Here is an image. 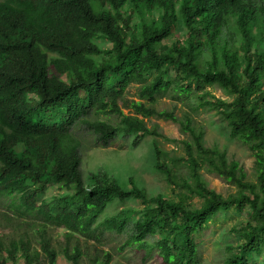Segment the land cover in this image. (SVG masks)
I'll return each mask as SVG.
<instances>
[{"label": "trees", "instance_id": "obj_1", "mask_svg": "<svg viewBox=\"0 0 264 264\" xmlns=\"http://www.w3.org/2000/svg\"><path fill=\"white\" fill-rule=\"evenodd\" d=\"M157 12V15L154 14ZM151 14V18L147 15ZM140 18L135 29L134 16ZM235 17L242 40L238 48L221 45L224 29ZM186 36L162 45L177 29ZM111 43L108 49L99 40ZM212 54L200 65L203 52ZM140 95L155 101L197 94V107L221 113L232 138L254 157L255 181L225 151L204 144V131L182 122L190 140L185 155L170 160L155 151L156 170L182 190L174 198L149 196L131 180L125 187L107 173L93 175L86 185L81 170V141L74 128L83 124L104 146L119 133L135 135L134 144L155 132L139 115L159 114L142 101H131L135 115L120 107L132 83ZM219 86L229 99L215 97L207 87ZM214 100H204L206 95ZM117 114L120 125L91 120ZM207 164L237 186L227 197L208 188L200 169ZM187 166L193 185L182 182L173 167ZM50 183L61 190L46 194ZM202 199L200 207L188 201ZM139 199L141 209L121 207L104 216L114 200ZM250 209L238 229L236 245L228 246L221 264H264V9L255 0H0V223L13 219L37 222L38 247L25 232L11 236L0 224V264H42L40 251L55 264L57 251L49 226L67 236L97 239L108 232L127 238L118 252L130 248L162 264H200L198 236L219 212ZM150 235L157 239L150 241ZM72 264L82 249L64 248ZM105 252L92 264H109Z\"/></svg>", "mask_w": 264, "mask_h": 264}, {"label": "rangeland", "instance_id": "obj_2", "mask_svg": "<svg viewBox=\"0 0 264 264\" xmlns=\"http://www.w3.org/2000/svg\"><path fill=\"white\" fill-rule=\"evenodd\" d=\"M255 2L257 5H262L264 9V0H255ZM154 14L157 15V12H154ZM151 16V14L147 15L148 18H151ZM131 25L137 29L140 25V18L135 15ZM186 32L185 25L179 23L175 32L165 39L162 45L169 46L177 40H183ZM241 40L242 34L239 31L236 18L233 17L224 29L221 45L235 49L240 46ZM99 45L105 49L111 47V43L106 39L99 40ZM211 58V52L205 50L200 59V65L205 66ZM140 86L141 83L135 82L126 89L124 99L119 103L125 114L135 115L134 110L128 106L131 101H142L147 107L153 108L156 112H169L176 119L159 114L139 115L146 126L155 132L154 134L143 137L137 144H134L135 135L119 133L107 146L99 142L96 134L88 127L83 124L77 125L74 128V134L81 141V170L87 186L91 184V177L94 174L107 173L127 188L131 187V180H133L138 187L146 190L149 196L162 194L174 198L182 189L168 182L166 176L155 169V151L157 148L160 149L163 158L166 160L185 155L184 142L191 138L190 133L185 131L182 124L187 118L191 120L195 128L204 131V144L207 147H215L225 151L229 159L238 161L240 166L245 169L248 179L255 181L254 157L245 145L230 136L227 122L219 111L210 106L197 107L199 100L197 94L182 97V100L168 95L151 101L141 97ZM206 91L212 92L215 97L230 98L219 86L207 87ZM204 100L212 101L214 99L212 95L208 94L204 97ZM90 119L105 120L117 126L120 125L121 117L117 114L101 113L92 116ZM173 169L182 182L185 180L193 185V176H191L187 166H175ZM199 171L201 179L208 188L225 197L237 192L236 185L228 182L217 171L208 167L207 164H203ZM60 191L57 184L50 183L46 194L50 196ZM188 203L192 207H200L202 199L193 197ZM121 207H131L139 210L143 207V203L141 200L134 198L124 202L116 199L109 204L102 217L115 214ZM250 215L251 211L248 208L242 212L233 209L219 212L210 223V226L198 236V240H200L198 252L200 264H221L229 255L228 246L236 245L240 241V236L234 229L242 227ZM0 224L2 230L8 236L17 232H25L26 235H30L33 241V249L39 248L35 235L38 227L37 222H19L13 219L9 223ZM130 226L123 233L105 231L97 239H88L78 235L69 237L63 227L49 226L48 234L52 238L53 246L57 251L55 264H72L65 254L64 248L68 247L72 250L75 245H78L83 252L79 264H92L94 260L102 259L105 252L113 254L112 261L109 264H162L157 257L151 256L145 259L142 253H137L130 248H126L123 252L117 251L130 233ZM157 237V235H150L149 239L154 241ZM39 260L42 264H49L48 257L43 251H40ZM17 264H24V258L19 256Z\"/></svg>", "mask_w": 264, "mask_h": 264}]
</instances>
